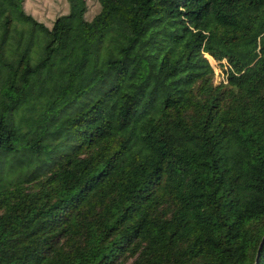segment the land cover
I'll list each match as a JSON object with an SVG mask.
<instances>
[{
    "label": "trees",
    "instance_id": "1",
    "mask_svg": "<svg viewBox=\"0 0 264 264\" xmlns=\"http://www.w3.org/2000/svg\"><path fill=\"white\" fill-rule=\"evenodd\" d=\"M68 1L0 0V264H264V0Z\"/></svg>",
    "mask_w": 264,
    "mask_h": 264
},
{
    "label": "rangeland",
    "instance_id": "2",
    "mask_svg": "<svg viewBox=\"0 0 264 264\" xmlns=\"http://www.w3.org/2000/svg\"><path fill=\"white\" fill-rule=\"evenodd\" d=\"M27 13L45 22L49 26L59 15L70 12L68 0H25L24 4ZM100 12V5L96 0H88L86 18L92 20Z\"/></svg>",
    "mask_w": 264,
    "mask_h": 264
},
{
    "label": "water",
    "instance_id": "3",
    "mask_svg": "<svg viewBox=\"0 0 264 264\" xmlns=\"http://www.w3.org/2000/svg\"><path fill=\"white\" fill-rule=\"evenodd\" d=\"M263 241H264V238H263V240H262V243H263ZM262 243H261V246H262ZM261 246H260V248H261Z\"/></svg>",
    "mask_w": 264,
    "mask_h": 264
},
{
    "label": "built area",
    "instance_id": "4",
    "mask_svg": "<svg viewBox=\"0 0 264 264\" xmlns=\"http://www.w3.org/2000/svg\"><path fill=\"white\" fill-rule=\"evenodd\" d=\"M215 67L217 68V70H218V67L215 65Z\"/></svg>",
    "mask_w": 264,
    "mask_h": 264
}]
</instances>
